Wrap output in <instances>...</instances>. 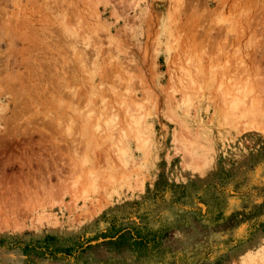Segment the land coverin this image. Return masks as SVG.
Here are the masks:
<instances>
[{"label":"rangeland","instance_id":"1","mask_svg":"<svg viewBox=\"0 0 264 264\" xmlns=\"http://www.w3.org/2000/svg\"><path fill=\"white\" fill-rule=\"evenodd\" d=\"M0 117V264H264V0H0Z\"/></svg>","mask_w":264,"mask_h":264},{"label":"trees","instance_id":"2","mask_svg":"<svg viewBox=\"0 0 264 264\" xmlns=\"http://www.w3.org/2000/svg\"><path fill=\"white\" fill-rule=\"evenodd\" d=\"M264 211V203L260 208L255 209L253 212L244 213L237 212L230 215L225 221V229H231L241 223L249 221L258 217ZM261 231L264 232V222L257 225ZM115 236L103 237L101 242L89 244V242H82L79 240H57L54 237L47 236L43 241H37L35 244L22 247L24 255L27 256V264H34L35 259H59L65 260L66 258L73 257L76 261L82 255L92 254L99 256L101 251L106 253H120L131 247L141 245L139 239L133 238L126 232H117ZM132 241V242H131ZM146 239H143V245H147ZM75 256V257H74Z\"/></svg>","mask_w":264,"mask_h":264},{"label":"bare ground","instance_id":"3","mask_svg":"<svg viewBox=\"0 0 264 264\" xmlns=\"http://www.w3.org/2000/svg\"><path fill=\"white\" fill-rule=\"evenodd\" d=\"M248 5H249V4H248ZM244 9H245V8H244ZM251 10H252V9H251ZM245 18H246V17H245ZM242 20H243V19H242ZM243 21H244V20H243ZM246 22H247V21H246ZM243 24H244V23H243ZM243 24H242V25H243ZM245 30H246V29H245ZM246 31H247V30H246ZM248 37H249V36H248ZM248 37H247V38H248ZM242 38H243V37H242ZM242 38H241V39H242ZM10 83H11V82H10ZM10 85H11V84H10ZM0 118H1V117H0ZM2 125H3V124H2Z\"/></svg>","mask_w":264,"mask_h":264}]
</instances>
